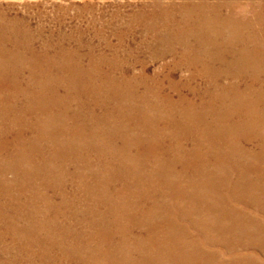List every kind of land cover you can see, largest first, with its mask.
<instances>
[{
	"label": "rangeland",
	"instance_id": "374dc122",
	"mask_svg": "<svg viewBox=\"0 0 264 264\" xmlns=\"http://www.w3.org/2000/svg\"><path fill=\"white\" fill-rule=\"evenodd\" d=\"M145 1L149 3V1L151 0H0V14H3L8 19H12L14 17L30 18V19L28 18L27 19L32 29L31 35L33 34V38H34L33 46H36V47L38 46V48H40V46H44L47 44L46 42H48V36L50 37V41H52L49 43L56 44L59 41H61L59 39L60 38L59 34L61 32L65 34L68 33L67 35L69 34L73 35L75 34L77 30L82 29L86 31L82 39L83 40L82 42L85 43L86 40L87 41L91 40L95 48H97L95 49V52L99 53L101 50H104V48H106L107 43L104 38L100 36H95L94 32H96V29H98L97 27H99V29L102 28L104 30V33H106L105 37L107 40H109L115 46L118 45L119 40L117 39V37L112 35L110 32H108L109 19L113 16V14H116V13H120L126 17V15H129L135 11H138V9L140 10V8L143 7ZM148 3H145V4H148ZM237 13L239 14L240 17L244 19L254 14L255 9L253 8V5L248 4L247 7L238 8ZM111 22H112V25H111L112 27L120 29L123 21L120 20L119 18H115V19H112ZM93 24L96 26H91ZM157 24H159V22ZM38 28H42V32L36 33ZM260 28L264 29L262 27ZM137 29H138L137 30L138 34L136 35L134 34V36L128 37L127 40L125 41V44H130L134 48L137 44H141L143 39H146L144 38V36H142L143 35L141 32L142 29L141 28H137ZM253 30L257 31L256 28H253ZM90 38H93V39H90ZM222 39L223 37L220 38L218 42L222 43L223 42ZM102 41L104 42V44ZM61 43H64V45L69 48L71 47L75 48L77 44L76 40H70V39H65V40L63 39ZM123 47H126V46H123ZM6 48H11V45L7 44ZM87 50H88L87 47H83V51H81L82 53L81 55H84L85 52H87ZM22 53L23 51L21 52L20 55L17 56L18 58L17 57L15 58L16 62L14 61L11 62L12 64L10 62L6 64L4 63V61L0 59V123H1L0 124V157H1L0 158V264H4V263L5 264H20V263L21 264H28V263L33 264L32 262H34V264H48V263L58 264L59 262H60L59 264H66V263L67 264H75V263L76 264L77 263L78 264H87V263L89 264H92V263L93 264L94 263L95 264H100V263L108 264V262L112 259L113 260L115 259L118 262L119 260L122 259V260H130V261H137V262L139 261L140 263H142L147 258L148 259L151 258L150 256H152V254H156L160 250L165 251L167 253L168 258H175L176 256L173 255L172 253H175L177 250H181V249L182 251H187V252L196 251V250L199 251V255L196 256V258L201 259V261H204L206 259H208L209 261H219L223 259H228L231 256L232 253L230 252L226 244H223V242L221 243L219 241L213 240V238H217L215 237L218 235L217 231L208 230V232L206 231L204 232L203 230L200 229V227L197 224H195V219L203 215V212H204L201 202L200 201L192 202L191 200L189 201V198L187 197V195L189 194L183 193L182 195V192L179 193V191L177 192L172 191L173 190L172 184L166 183L167 185H169L167 186L163 183L164 181L163 170H165V172L172 170V173L182 175L181 172L183 171L182 168L184 167V164L178 160L180 156L179 153L175 155V152H179V151L174 149V147L172 150L171 148L172 145H175L176 147L179 144L180 146H183L184 148H186L188 151L192 152L190 157L197 156V158L195 157L196 159L199 158L198 160L206 162L204 163V165L206 164L205 166L206 170L210 172H216V173H218L219 170L222 171V168H223V152H222L223 133H220L218 126L221 123V120L223 117V102L218 99L214 100L213 98H211V96L214 95V93L221 94L219 90H215L214 86L213 87L211 86V89H210V87H207L205 85V82L202 79L198 78L195 80H191V83H190L192 84L191 85L192 87H195V88H192L194 91H190L187 87H184V86L180 88H176L177 90L173 91L171 90L167 80L166 82L165 80L164 81L162 80L163 81L162 84L160 83V80L163 79L161 75H163L164 73H167L168 68L171 67V64L174 60L172 56L166 55L165 57L157 58V57H154L149 52H141L136 49H135V52H131L128 55V52L121 50V52L117 54L118 64H124L126 66L129 65L130 70L132 69L131 70L132 74H140L142 70V66L146 68L145 71L149 75L158 74L157 76L159 77L156 78V79L159 78L158 82L153 84L155 90L160 91L161 95L169 94L172 97V99L175 100L174 102L178 105V107H184V106L188 107L189 109L187 113L190 112L192 114L191 117H189L186 113L187 118L183 117L181 113H176L170 116L162 115L164 118H162V120H160L156 125H153L152 130L148 131V133L146 132L144 133V131L142 130L143 128L136 126L135 125L136 123H132L133 121H131V119L129 118L128 119L129 122L131 121V124H130L131 127L129 126L131 130L128 133L129 137H133V136L143 137L144 136L145 140L146 138L148 139L149 145L153 143L152 144L153 150L156 149L162 152L160 153V155H157L155 153H150L148 150L146 153L140 154L138 152L139 151L142 152V148L141 150H138L136 145H132L129 148H125V146L122 147L123 143L120 139H118L117 136L111 133L100 135L101 128L97 129L98 133L93 131L92 124H96V123L91 122V120H95L96 116H99V114H101L103 110L105 112L110 111L111 115H114L109 120L113 121L115 117H117L118 115L121 117V120L119 122H126V119H125L126 115L120 114L117 109L113 108L115 105L116 96L113 92H110L108 90L110 88V87H107L108 83L102 87L104 99L106 98V100H109L108 107H101L102 109L97 107L94 110L92 108V105L93 103L95 104V99L91 96V92L89 90H83V88L86 89V86H84L82 83L77 84L76 82L77 75L75 73L72 74L75 76V79H66L58 75L57 72L52 67L49 68L46 65V63L43 62L42 60L39 61V64L37 65L38 67L35 68L33 64L30 65L34 57L27 51H24L23 54ZM254 55L255 57L258 56L257 58L259 57L264 58V53L262 54L257 53ZM87 57L88 56L84 55L82 58H72L69 60H71L72 62L81 63L82 66L83 65L87 66V64H89L90 62L89 60L90 58L89 57L87 58ZM111 58L112 57H110L109 59ZM94 60H97V59H94ZM139 61L142 62V65L139 63ZM101 71L102 72L104 71L103 72L104 74L105 72H111L112 75L120 74L122 72L119 69L112 68V65L109 66L108 63L105 65H102ZM191 72L192 71H188L185 68L179 67L178 70L174 69L171 73L175 78H178V79L182 78L184 80V78L188 77V75ZM54 73L56 76L54 75ZM101 80H103V83L107 82L106 77ZM223 81L224 80H222V87H221L222 90H223ZM165 87L167 91L165 90ZM142 90L143 88H139V92H142ZM41 91L43 94L41 93ZM206 92L207 93L211 92V93L205 94ZM101 94L99 95V97L101 96ZM183 95H185L189 101L183 102L185 99L183 100L181 99L182 102H180L179 98H183L184 97ZM97 100H99V98H97ZM117 101L120 102L123 105V108L125 107V109H127L126 106L130 105L129 103L130 101H128V98L125 101H122V100H117ZM165 103L162 106L169 107L167 105V102ZM43 112L46 113V115ZM85 112L88 114L87 117H85L86 116ZM206 117L207 118L210 117V118L207 119ZM174 120H175V123H177L175 126L178 127L177 131H179L180 134L171 133V130L173 129V125L170 124V122H173ZM48 123L49 125H47ZM5 125H6V128H5ZM190 126L192 127L197 126V129H200V128L201 129L199 131L197 130L196 132L194 131L193 132L194 134L193 133L190 134L188 133V130H187V128H189ZM205 128L207 130L204 132L203 129ZM132 131L133 133L131 134ZM80 132H82L83 134H79ZM106 132H107V128L105 129V133ZM58 135H60L61 137ZM198 137H202V138H198ZM122 138H127V136H123ZM247 142L248 141L246 142L242 141V144L244 146L247 145V149L252 150V148H255L252 145L253 143L251 142L247 143ZM28 145H29V148H28ZM208 147L211 149H209ZM59 154H61L62 156ZM133 156L134 158H132ZM147 158H149V160ZM214 158H217V159H214ZM78 159L80 160V162ZM102 160L103 161L105 160V161L103 162ZM247 160H248L247 158L243 159L242 156L238 157V161L241 164V167H247V165H249L250 167L252 161L248 162ZM160 161L162 162L160 163ZM97 163L98 164L100 163V164L98 165ZM138 163L140 165H138ZM197 167L198 169H200L199 164L197 165ZM194 171H195L194 167L189 166L186 173L187 175L191 176L194 173ZM246 172L249 173L250 168ZM138 175L142 177L139 178ZM100 176H102L103 180L101 179ZM185 179L188 180V178H186L185 176L182 179V182L183 183L185 182L187 185L188 181H186ZM171 180L174 181V179H171ZM155 189L158 191L156 192ZM41 190L42 192H40ZM93 195L95 196L93 197ZM125 197L127 198V200ZM141 198L142 200L143 199L144 200L142 201ZM108 200L110 202H108ZM119 202L120 203L122 202V203L119 204ZM103 203H105L106 205ZM193 203H196V206H194L195 208L192 207L191 205ZM112 204H115V205H112ZM101 206L105 208H102ZM162 207H168V208L167 210H160ZM248 211H250L249 215H257V212L255 213V211L253 210H248ZM161 212L163 215L161 214ZM258 215L264 218L263 213H260ZM167 220L170 225L167 223ZM109 224L111 225L109 226ZM39 227L40 228L43 227V228L39 229ZM115 232H118V233H115ZM136 235L137 237H135ZM40 237H42V239ZM71 239H73L74 241ZM51 240L53 241L51 242ZM200 240H202L203 242ZM153 242H156L157 245L156 244L153 245L152 244ZM91 244H92V247H91ZM44 245L46 246V248ZM140 245L142 248L140 247ZM151 245L157 247L156 252L154 249L151 248L153 247ZM56 246L57 247L59 246L58 249ZM105 247L107 249L108 247L110 248L107 250ZM91 248L93 249V251ZM257 248H258L257 246H252L245 250H239L238 252L250 253L253 259L254 258L257 259L258 257L257 260L260 263H264V259H263L264 253L261 250H259V248L258 249ZM41 250H43L44 252H42ZM79 250H80V254L78 253ZM95 250L97 251L95 252ZM115 250L117 252H115ZM131 250L134 252H132ZM252 251H254L255 254H253L254 252ZM108 255L110 258L108 257ZM211 255L213 258L211 257ZM63 256L64 258H62ZM100 256H102V258ZM93 259H97V261ZM159 260H167V258L165 259L163 257V258H160Z\"/></svg>",
	"mask_w": 264,
	"mask_h": 264
},
{
	"label": "bare ground",
	"instance_id": "6f19581e",
	"mask_svg": "<svg viewBox=\"0 0 264 264\" xmlns=\"http://www.w3.org/2000/svg\"><path fill=\"white\" fill-rule=\"evenodd\" d=\"M145 3H148V2L145 1ZM145 3L143 5V7L140 8V10L138 9V11H135V12L129 14V15H126V17L124 15L120 14V13H116V14H113V16L109 19V21H108V23H109V30H108V32H110L112 35H114V36L117 37V39L119 40L118 45L115 46L113 43H111L109 40L106 39V37H105L106 36V33H104V30L102 28L101 29H99V27H97L98 29L95 28L96 29V32H94L95 33V36H100V37L104 38L105 41H106V43H107L106 48H104V50H101L99 53H96L95 52V49H97V48H95V46L93 45V42L91 40H89V41L86 40L85 43L82 42L83 41L82 39H83V37H84V35L86 33V31L85 30H82V29L81 30H77L75 32V34H73V35L72 34L67 35L68 33L65 34V33H62V32L59 34V36H60L59 39L61 41L63 39L64 40L65 39L76 40L77 44H76V47L75 48H73L71 46H70L71 48H69V47L65 46L64 43H61V41H59L56 44L49 43V42H52V41H50V37L49 36H48V42H46L47 44L44 45V46H40V48H38V46L37 47L36 46H33V40H34V38H33V34L31 35V33H32L31 30L32 29H31L30 23L28 21V19H30V18L27 17L28 18L27 19V18H23V17H14L12 19H8L3 14H0V59L2 61H4V63H6V64H8V62L11 63L12 61L16 62L15 61V58L18 55H20L22 51H23V53H24V51H27V52H29L34 57V59H32V62H31L30 65L33 64V66L35 68L38 67L37 65L39 64V61L42 60L43 62L46 63V65L49 68L52 67L57 72L58 75H60L61 77L66 78V79H75V76L72 75L73 73H75L77 75L76 76V82H77V84L78 83H82L84 86H86V89L83 88V90H89L91 92V96L95 99V104L93 103V105H92V108L94 110L97 107H99L100 109H102L101 107H108L109 100H106V98L104 99L103 89H102V87L108 83V86L107 87H110L108 90L110 92H113L115 94V96H116L115 105H114L113 108L117 109L120 114H125L126 115V117H125L126 122H119L121 120V117L118 116V115H117V117H115V119L113 121L112 120H109L114 115H111V112L110 111L105 112L103 110L102 113L99 114V116H96L95 120H91V122L96 123V124H92L93 131H95L96 133H98L97 132V129L98 128H101L100 135L101 134L103 135V134L111 133V134L117 136L118 139H120L122 141V143H123L122 147L125 146V148H129L132 145H136L137 148H138V150H141V148H142V152H140V151L138 152L140 154H144L148 150H149L150 153H155L157 155H160V153H162V152H160V151H158L156 149L153 150V146H152L153 143H151L149 145L148 144L149 143L148 139L146 138V140H145V137L144 136L143 137H141V136L129 137L128 133L131 130L130 129V127H131L130 126L131 121H133L132 123H136L135 124L136 126H139V127L143 128L142 130L144 131V133L145 132L148 133V131H151L152 130V126L153 125H156L160 120H162V118H164L162 115L170 116V115H174L176 113H181V115L183 117L187 118V115L189 117H191L192 114L190 112L187 113V111L189 109L188 107H185V106L184 107H178V105L174 102L175 100L172 99V97L169 94H163V95H161L160 91L155 90L153 84L156 83V82H158V79L159 78L156 79L157 77H159V76H157L158 74L157 75H149L148 73H146V71H145L146 68L144 66H142V70H141L140 74H132L131 73V70L132 69L130 70V66L129 65L126 66L124 64H118V61H117V57L118 56H117V54H119L121 52V50H124V51L128 52V55L131 52H135V49H136V50L141 51V52H149L150 54H152L154 57H157V58H159V57H165L166 55L172 56V58L174 60H173V62L171 64V67L168 68V72L165 71L167 73H164L163 75H161L163 79L160 80V83L162 84V82L164 80H165V82L167 80L168 81V84H169V86L171 88V90H173V91H176L177 90L176 88H180L182 86L187 87L190 91H194L192 88H195V87H192L191 86L192 84H190V83H191V80H195V79H198V78L199 79H202L205 82V85L207 87H210V89H211V86L212 87L214 86L215 87V90H219L221 92V94L214 93V95H212L211 98H213L214 100L215 99H218V100H220V101L223 102V117H222L221 123L218 126L219 127L218 129H219L220 133H223V144H222L223 145V149H222V152H223V168H222V171H220L218 169L219 172L217 171L218 173H216V172H210V171L206 170L205 169L206 168L205 167L206 164L204 165V163H206V162L201 161V160H198L199 158L196 159L197 156H194V157L191 156L190 157V155H191L192 152L191 151H188L183 146H180L178 144V146L175 147V145H172V147H171L172 150H173V147H174V149H176L177 151H179V152H175V155L177 153H179L180 156H179L178 160L181 161L184 164V167L182 168L183 169V171L181 172L182 175H180V174H174V173H172V170H169L167 172H165V170H163V172H164V181H163V183L165 185H167L166 183L172 184L173 185L172 186V188H173L172 191H175V192L179 191V193L182 192V195H183V193L189 194V195H187V197L189 198V201L191 200L192 202L193 201H200L201 202V205H202V208H203L204 212H203V215H201L200 217H197L195 219V224H197L200 227V229L203 230L204 232L205 231L208 232V230L209 231H211V230L217 231L219 237H218V235L217 236L214 235L217 238H213V240L214 241H219L221 243L223 242V244H226L228 246V249L232 253L231 256L228 259H223V260H219V261H209L208 259H206V260L202 259L204 261H201V259H197L196 258V256L199 255V251H197V250L196 251H189V252L182 251V249L181 250H177L175 253H172L173 255L176 256L175 258H168L167 253L165 251L160 250L158 253L152 254V256H150L151 258H149V259L147 258L142 263H140L139 261L137 262V261H130V260H122V259L119 260V262H118L117 260H115V259L113 260L112 259V260H110L108 262V264H264V263H260L257 260L258 257H257V259H255V258L253 259L251 257L252 255H250V253L238 252L239 250H245V249H247L249 247L257 246L259 248V250H261L264 253V218H262V217H260V215H258L260 213H263L264 214V106H263V104H264V58H261V57L257 58L258 56L255 57V55H254V54H257V53L258 54L264 53V29H261L260 28V27L264 28V0H151V1H149L148 4H145ZM248 4L253 5V8L255 9V13L252 14V15H250L249 17H246V18L243 19L237 13V9L238 8H242V7H247ZM153 5H154V7H153ZM115 18H119L120 20L123 21L122 24H121L120 29H117V28H114V27L111 26L112 25L111 20L112 19H115ZM158 22H159V24H157ZM91 26H96V25L93 24ZM137 28H141L142 29V31H141L142 34H143L142 36H144V38H146V39H143L142 42H141V44H137L135 46V48H134L130 44H125V41L127 40L128 37H130V36L132 37V36H134V34L135 35L138 34V31H137L138 29ZM253 28H256L257 31L256 30H253ZM40 32H42V28H38V30L36 31V33H40ZM34 35H35V33H34ZM222 37H223V39H222L223 42L222 43L218 42V40L220 38H222ZM90 39H93V38H90ZM99 41H100V39H99ZM7 44H10L11 45V48H6L7 47ZM103 44H104V42H103ZM123 46H126V47H123ZM83 47H87L88 48L87 52H85V54H84L85 56H88L90 58L89 59L90 62H89V64H87V66H84V65L82 66L81 63L72 62L71 60H69V59H72V58H82L84 56V55H81L82 54L81 51H83ZM52 53H54V54H52ZM110 57H112V58L109 59ZM94 59H97V60H94ZM103 62H105V63H103ZM107 63H108L109 66L112 65V68L119 69L122 72L120 74H114V75H112L111 72H105V74H104L103 73L104 71L103 72L101 71L102 70V65H105ZM135 63H134V65H135ZM139 63L142 65V62L139 61ZM131 66H133V65H131ZM179 67L185 68L186 70L192 71V72L188 75V77H185L184 80L182 78H180V79L175 78L172 75L171 72L174 69L175 70L176 69L178 70ZM105 68H106V66H105ZM101 73H103V74H101ZM54 75H55V73H54ZM105 77L107 78V82H104L103 83V80H101V79H103ZM222 80H224L223 81V90L221 89V87H222ZM29 81H30V79H29ZM54 84H56V83H54ZM139 88H143L142 92H139ZM165 90H166V87H165ZM212 91H213V89H212ZM211 92H209V93H211ZM41 93H42V91H41ZM209 93L206 92L205 94H209ZM29 94H30V92H29ZM100 94H101V96L99 97ZM25 95H27V94H25ZM160 96H162V97H160ZM183 96H184L183 98H179V101L180 102H182L183 99H185L183 102L189 101L186 98L185 95H183ZM4 97H5V95H4ZM97 98H99V100H97ZM127 98H128V101H130L129 102L130 105L126 106L127 109H125V107L123 108V105L120 102H118L117 100L125 101ZM97 102H99V103H97ZM165 102H167V105L169 107L162 106ZM208 102H209V100H208ZM47 106H49V105H47ZM52 107H54V106H52ZM108 109H110V108H108ZM94 110H92V111H94ZM190 111H191V109H190ZM186 113H187V115H186ZM44 114L46 115V113H44ZM87 115L88 114L86 113V116L85 117H87ZM178 115H180V114H178ZM76 117H75V119H76ZM129 118L131 119L130 122L128 120ZM209 118H207V119H209ZM201 121H202V119H201ZM43 123H44V121H43ZM76 123H78V122H76ZM170 124L173 125V129L171 130V133L172 134H180V132L177 131L178 130V127L175 126L177 124V123H175V120L173 122H170ZM47 125H49V123ZM126 125H127V127H126ZM132 126H133V124H132ZM27 127H29V126H27ZM5 128H6V125H5ZM106 128H107V132L105 133V129ZM206 128L203 129L204 132L207 130ZM31 129H32V127H31ZM200 129H197V126H195V127L190 126L189 128H187L188 133H190V134L193 133L194 131L195 132L197 130L199 131ZM166 131H167V129H166ZM56 132H57V130H56ZM132 133H133V131L131 132V134ZM79 134H83V133L80 132ZM58 136H60V135H58ZM80 136H82V135H80ZM123 136H127V138H122ZM198 138H202V137H198ZM242 141L243 142L248 141L249 143L250 142L253 143L252 145L255 148H252V150L251 149H247V145L244 146L242 144ZM54 145H55V143H54ZM209 146H210V144H209ZM28 148H29V145H28ZM209 149H211V148H209ZM213 150H214V148H213ZM20 152H21V150H20ZM104 152H106V151H104ZM59 155H61V154H59ZM33 156H35V155H33ZM72 156H73V154H72ZM241 156L243 157V159L244 158H247L248 159L247 160L248 162H251L252 161L250 167H249V165H247V167H241V164L238 161V157H241ZM142 157H144V156H142ZM132 158H134V156ZM44 159H45V157H44ZM44 159H43V161H44ZM147 159L149 160V158H147ZM214 159H217V158H214ZM217 161H219V160H217ZM79 162H80V160H79ZM161 162L162 161H160V163ZM85 163H87V162H85ZM114 163H116V162H114ZM198 164L200 165V167H199L200 169H198V167H197ZM138 165H140V164L138 163ZM68 166H69V164H68ZM95 166H94V168H95ZM189 166H193L194 167V170H195L194 173L191 176L190 175H187V173H186ZM249 168H250V172L247 173L246 171H248ZM246 169H248V170H246ZM37 172H39V171H37ZM146 173H147V171H146ZM150 174H152V173H150ZM249 174H251V175H249ZM185 176H186V178H188V180L185 179L186 181H188V184L187 185H186L185 182L184 183L182 182V179ZM78 177H80V176H78ZM100 177L103 180L102 176H100ZM138 177L141 178L142 176L138 175ZM156 177H158V176H156ZM101 179H99V180H101ZM171 179H174V181H172ZM126 181H128V180H126ZM94 183H96V182H94ZM107 184H108V182H107ZM161 184H162V182H161ZM142 185H144V184H142ZM167 186H169V185H167ZM100 187H102V186H100ZM134 187H135V185H134ZM134 187H132V188H134ZM86 189H87V187H86ZM161 189H162V187H161ZM64 190H66V189H64ZM107 191H109V190H107ZM157 191L158 190H156V192ZM40 192H42V190ZM79 192H81V191H79ZM95 192H97V191H95ZM118 192H120V191H118ZM29 193H30V191H29ZM152 194H153V192H152ZM158 195H159V193H158ZM173 195H174V193H173ZM94 196L95 195H93V197ZM99 196H101V195H99ZM132 197H134V196H132ZM174 198H176V197H174ZM83 200H85V199H83ZM92 200H93V198H92ZM126 200H127V198H126ZM141 200H142V198H141ZM28 202H27V204H28ZM108 202H110V201L108 200ZM121 203L119 202V204H121ZM168 203H169V201H168ZM103 204H105V203H103ZM119 204H118V206H119ZM95 205H94V207H95ZM112 205H115V204H112ZM133 205H134V203H133ZM191 205H192V207H194V206H196V203H193ZM199 206H200V204H199ZM37 207H38V205H37ZM79 207H80V205H79ZM184 207H186V206H184ZM102 208H105V207H102ZM167 208L168 207H162L161 209L160 208L159 209L160 210H167ZM170 209H169V211H170ZM248 210H253V211H255V213L257 212V215H249V212L250 211H248ZM253 211H251V212H253ZM90 214H92V213H90ZM161 214H162V212H161ZM107 216H108V214H107ZM170 217H172V216H170ZM184 220H185V218H184ZM167 223H168V220H167ZM44 224H46V223H44ZM171 224H173V223H171ZM110 225L111 224H109V226ZM83 226H85V225H83ZM41 228H43V227H41ZM41 228L39 227V229H41ZM105 228H103V229H105ZM22 230H20V231H22ZM76 231H77V229H76ZM115 233H118V232H115ZM135 237H137V235ZM40 238L42 239V237H40ZM174 238H175V236H174ZM25 240H27V239H25ZM53 240H51V242ZM71 240H73V239H71ZM97 240H99V239H97ZM82 241H84V240H82ZM117 241H118V239H117ZM200 241H202V240H200ZM112 242H114V241H112ZM199 243H201V242H199ZM152 244L155 245L156 242H153ZM161 244H162V242H161ZM48 245H49V243H48ZM153 245H151V246H153ZM116 246H117V244H116ZM58 247H57V249H58ZM91 247H92V244H91ZM140 247H141V245H140ZM45 248H46V246H45ZM109 248L110 247H108V249ZM151 248L154 249L155 252L157 251V247L153 246ZM40 249H42V248H40ZM62 249H63V247H62ZM80 250H82V249H80ZM80 250L78 252L79 254H80ZM41 251L44 252L43 250H41ZM92 251H93V249H92ZM96 251L97 250H95V252ZM172 251H174V250H172ZM115 252H117V251L115 250ZM132 252H134V251H132ZM252 252H254V251H252ZM116 254H118V253H116ZM253 254H255V252ZM258 254H260V253H258ZM104 255H106V254H104ZM226 255H227V253H226ZM228 255H229V253H228ZM88 257H89V255H88ZM100 257L102 258V256H100ZM108 257H109V255H108ZM163 257L165 259L167 258V260H159L160 258H163ZM211 257H212V255H211ZM62 258H64V256ZM125 258H127V257H125ZM132 258H133V256H132ZM188 258H190V259H188ZM86 259H88V258H86ZM93 260H96L97 261V259H93ZM100 260H98V261H100ZM142 260H143V258H142ZM32 263L34 264V262H32ZM61 263H63V262H61ZM87 264H89V263H87Z\"/></svg>",
	"mask_w": 264,
	"mask_h": 264
}]
</instances>
